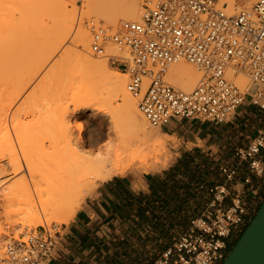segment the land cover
I'll use <instances>...</instances> for the list:
<instances>
[{
  "label": "built area",
  "instance_id": "2783aa9c",
  "mask_svg": "<svg viewBox=\"0 0 264 264\" xmlns=\"http://www.w3.org/2000/svg\"><path fill=\"white\" fill-rule=\"evenodd\" d=\"M139 2L138 20L121 21L112 29L89 18L85 26L92 54L124 71L126 88L150 125L162 127L173 118L224 123L245 101L264 112V0L233 13L219 8L217 0ZM110 48L117 53H110ZM181 60L200 74L190 90L176 87L168 78L170 66ZM240 73L250 81L245 92L231 79ZM263 153V131L236 151L257 177H264ZM221 172L229 183L237 177V170L229 166ZM210 192L203 212L189 220L187 230L153 264L222 262L229 237L246 222L247 210L241 193L231 195L225 184ZM61 234L62 226L51 223L11 237L3 245L0 264H48Z\"/></svg>",
  "mask_w": 264,
  "mask_h": 264
},
{
  "label": "bare ground",
  "instance_id": "6f19581e",
  "mask_svg": "<svg viewBox=\"0 0 264 264\" xmlns=\"http://www.w3.org/2000/svg\"><path fill=\"white\" fill-rule=\"evenodd\" d=\"M36 1L38 0H11L10 10H12L7 9L9 12L7 11L5 14L6 18L3 16L0 19L1 60L2 54H5L2 52H9L10 49L16 47L20 35L23 34L22 40L32 39L34 23L31 22L33 24H30L29 27L30 21L27 22L20 17H22L21 11L33 6ZM82 1L84 14H94L95 18L104 19L113 27H117L121 21L138 20L141 15L138 0ZM253 1L255 0H217V5L218 3L222 4L221 6L225 8L226 12L232 13L250 8ZM75 14L76 12L66 10L64 6L62 11L59 9L55 16L50 18L51 21L49 20L47 25L43 24L44 31L42 29L41 32L44 34H40V38L45 41L43 50L35 57L36 68H34L33 75L26 80V86L22 87L18 93L19 95L27 88L42 68L50 65L45 74L49 76L47 78H51L52 82L45 84L47 87L36 89L31 101L38 108L35 111L38 114H35L37 119L33 122L35 125L31 124L34 127L37 125L44 128V131L47 130L46 142H41L43 141L40 136L41 131L35 127L34 130L36 128L39 130L37 137L39 135L40 139L39 137L37 139L40 140L38 141L40 146L37 147L35 144V149L28 151L23 146L25 142L20 147L23 140L21 142L19 140L22 138V132L20 136L17 134L18 132L14 135V132L15 140L17 144L20 142L19 148H21V150L18 148L17 153L10 137L8 136V139L5 135L4 139L0 133L2 138L0 139V179L3 182L5 178L8 179V177L22 173L8 186L6 184L4 187L0 183V189L3 187L1 189L3 199H1L4 200V205L10 208L6 215L15 217L14 221L21 223L22 226L28 225V223L41 225L42 221L49 222L53 218L59 222H67L77 212L83 198L93 189L97 181L108 180L115 175L124 174L129 169L153 167V162H158L161 158L159 150L164 141L153 138L156 130L144 118L137 107V101L128 92L125 73L112 71L104 60L94 59L90 56L88 30L86 32V29L80 25L73 31ZM103 23L105 24V22ZM108 24L105 25L108 26ZM57 53H62L61 56L68 53L69 60L77 66V73L69 90L61 88V85L59 86L53 81V79H57L55 77L57 65L62 58L57 55V58H53ZM52 60L54 61L52 62ZM240 74L231 77V79L245 92L250 86V81H246L245 74L239 76ZM168 76L170 82L182 90L192 89L200 78V74L195 68L184 60L171 65ZM1 79L0 88L1 86L4 88L6 83L1 85ZM2 91L0 89V129L8 122L4 123L6 116L10 113L9 107L11 106H4L1 103ZM42 98L46 104L50 105L44 108L40 107ZM68 103L72 105L71 108ZM4 104L6 103L4 102ZM13 113L14 111L10 114V124L15 120L14 124L17 127L20 115L18 116L16 112L15 115L18 117L14 118ZM85 114L91 115L101 125L107 121V129L114 132L115 138L112 140H108V138L107 142L101 144L98 149L94 147L95 142L88 143L85 139L84 125L80 119ZM12 119L14 120L12 121ZM14 124L12 125L14 126ZM22 129H25V126ZM30 131H26L27 137L37 133ZM31 136L30 138H32ZM30 138L29 140L33 141ZM8 140H11V144L8 143ZM97 146L99 147V144ZM51 158L55 165L53 171L52 166H48V161Z\"/></svg>",
  "mask_w": 264,
  "mask_h": 264
},
{
  "label": "crops",
  "instance_id": "0c3cea01",
  "mask_svg": "<svg viewBox=\"0 0 264 264\" xmlns=\"http://www.w3.org/2000/svg\"><path fill=\"white\" fill-rule=\"evenodd\" d=\"M258 112V123L251 124L250 116ZM177 120H188L190 131L180 133ZM161 128L175 140L172 162L100 182L62 227L48 264H153L187 230L189 220L203 212L212 197L210 189L219 184L231 195L239 191L245 221L253 217L264 197V177L251 175L236 151L264 132L263 111L245 101L224 123L173 118ZM223 166L237 170L234 182L225 180ZM198 193L207 195L199 210Z\"/></svg>",
  "mask_w": 264,
  "mask_h": 264
},
{
  "label": "rangeland",
  "instance_id": "374dc122",
  "mask_svg": "<svg viewBox=\"0 0 264 264\" xmlns=\"http://www.w3.org/2000/svg\"><path fill=\"white\" fill-rule=\"evenodd\" d=\"M253 2L250 4V6L253 4ZM10 4H12L11 0H0V19L3 18V16H4V18H6L5 14H7V11H8L7 9H9V11L12 10V9L10 10V6H11ZM138 4H139V10H140V2H139V0H138ZM63 5L65 6L66 10L74 11V13L76 12L73 31L76 30V28L78 26H80V25L86 29L85 21L87 19H89V18H94L95 20H98V21H101V22H105V24H108L104 19L95 18L96 16L94 14H92V15L84 14V3H83L82 0H38V1H36V3L33 6H29L27 8H24L21 11L22 12L21 13L22 17H20V18H22L23 20H26L27 22L30 21V23L28 24L29 27H30V24L34 23L33 24V28L34 29H33V33H32L33 36L30 35L32 37V39L30 38L31 40L28 39V41L27 40L25 41V40H22L23 34L20 35L21 37H18L19 41H18V44L16 45V47L10 49L9 52H2V53H5V54H2L3 55V56H1L2 60L0 59V61H1L0 70H1V74H2V77H1V74H0V77L2 78V79L0 78L2 80L1 81L2 82L1 85L6 83L4 85V88H2L3 86H1V88H0L1 90L4 91V92L3 91L1 92V95H2L1 96V103L4 106L8 105V107H9V105H11L9 107L10 108V110H9L10 113H9V115L7 114L8 116H6V121H4V123H6L7 121L8 122H7L6 126L3 123L4 127H1L2 129H0V133H2V138L4 137V139H5L6 136H7V138H8V136L10 137V139L12 140V142L14 143V146H15L13 148L16 150L17 153H18L19 149L21 150V148H19V144H20L22 139L23 140L21 142L20 147L22 146V143L25 142L23 146L28 151H32L33 149H35V144H36L37 147L40 146V143H38V141H40L39 140L40 136L43 139V141H41V142H46V140H45V138H46L45 136L46 135L45 134H47V130L45 129V131H44V128L42 129V128H40V127H38L36 125L35 127H37L42 133V134L40 133V136L38 135L39 139H37L38 138L37 134H39L38 133L39 130H37V128H36V130H34L35 127L32 126V124L35 125L33 122H35L36 119H37V115L38 114L35 111L38 108H36L31 103V101H32V98H33V95H34V92H35L36 89L45 87L48 83L50 84L52 82V81H50L51 78H47L49 76L45 74L47 72L48 68L50 67V65L49 66L47 65V67L42 68L41 71L38 73V75L36 74V76L34 77L33 81H31V83L27 86V88H25V90L23 92H21L19 95H18V93L20 92L22 87L26 86L25 85L26 82H27L26 80L29 79L30 76L33 75V73L35 71L34 70V68H36L35 67V57H36V55L41 53V51L43 50L44 42H45L42 38H40L41 37L40 34H42V35L44 34L43 32H41L43 27H44V25H47L46 23L51 21L50 18H53L52 16H55V14L57 13V11L59 9L62 11V9L64 8ZM221 5L222 4L218 3L217 6L220 8V7H222ZM31 22H33V23H31ZM109 25L110 24H108V26ZM110 27H112V29H114L116 26L113 27L112 25H110ZM117 27H118V25H117ZM43 31H44V29H43ZM85 31L87 32V29ZM30 32H32V30ZM24 34H26V33H24ZM29 34H31V33H29ZM88 34H89V32H88ZM4 51H5V49H4ZM90 51H89V54H90V56L92 58L104 60V62L106 63L107 67H109L110 70L119 71V72L124 73V71L122 69H120V68L118 69V68H115L114 66H112V64L106 58L95 57L92 54V52H90ZM109 52L110 53H115V54L117 53V51L115 52V50H111V49L109 50ZM61 54L62 53H57V54L54 55L53 58H55L56 55H57V57H60ZM4 55H5V58H4ZM61 57H62L61 61L59 62V65H57V72L55 74V77H57V79L54 77L55 79H53V81L56 82V84H58L59 86L61 85V88L65 89V90H69L70 87H71V84L73 83L72 81H74L75 75L77 73L76 72L77 71V66L74 64V62L69 60V54L68 53L63 54ZM53 61L54 60H52V62ZM65 70H67V71L69 70V71L65 72ZM243 75L244 74L242 73L239 76H243ZM72 77H73V79H72ZM67 79H68V81H67ZM245 79H246L247 82L249 81L247 79V76L245 77ZM69 80H70V82H69ZM64 83H66L67 85L64 84ZM234 83L236 84L235 81H234ZM41 100H40V102H41L42 106L40 105V107L44 108V107H47V106L50 105L48 103H47L48 104L47 105L44 99L42 101ZM134 100L137 101L135 98H134ZM4 102L6 104H4ZM42 103H44L45 105L42 104ZM69 107L71 108L72 105L69 104ZM241 108L246 109V105L241 106ZM252 109H253V107H252ZM12 111H14V113H13L14 118L16 117V115H15L16 112H17L16 114L18 116L20 115V117L17 116L18 118H20L17 121V124L19 125L17 127L14 124V122H15L14 119H12V121L14 120L13 123H12V124H14V126L12 124H10L11 120L9 118L11 117L10 114H12ZM258 113L259 114H257V116H256V114L250 116V117H252V118L249 119V122L251 124L252 123H254V124L258 123V116L262 115L260 112H258ZM35 114H37V115H35ZM100 115L103 116V114H100ZM90 116L85 114V116H81L83 118H80V119H81V121L83 122V125H84L85 139L87 140L88 143H91V142L94 143L95 142L94 143V147L98 149V148L101 147V144L107 142L108 138H109L108 140L114 139L115 138V134H114L113 131H110V130L107 129V127H108L107 121H105V123L101 125L100 123H98L97 120H95L92 116L91 117ZM104 118H105V116H104ZM19 121L22 124L21 123L19 124ZM7 125H8V128H7ZM189 125H190V123H189L188 120H177L175 127L180 131V133H184V132L188 133L190 131ZM24 126H25V129H22V127H24ZM150 126L154 130H156V134H154L153 138L164 141V144H163L162 148L159 150L161 158H160V160L158 162H160V163L153 162V165H152L153 167H149V168L129 169V170H126V172H124V174L127 173V172H137L139 174H142L144 172L157 170L158 168H161L163 166H167L174 159L175 154H174V151H173V147H174L175 140L173 138H171L170 136H167L166 134H163L161 127H154L152 125H150ZM29 127H30V129H29ZM32 127H33V131H32ZM28 130L29 131L31 130L30 132H33V133L37 132V133H36V135L31 134L32 135L31 136L30 132H29V135L32 137V138H30V136L27 137L28 134H27L26 131H28ZM7 131H8V133H7ZM21 132H22V136H21L22 138L19 139L20 142L17 144V141L15 140L16 136H14V135L17 133L20 136ZM13 133H14V135H13ZM23 135H25L28 139L25 136H23ZM2 138L0 137V139H2ZM29 138L32 139L33 141L29 140ZM3 141H5V140H3ZM10 141L8 140L9 144H11ZM97 144H99V147L97 146ZM0 163H1V161H0ZM48 166L49 167L52 166V171H53V167H55V165H54V160L52 158L48 161ZM21 174L22 173H20L19 175L8 177V179L5 178L6 180L4 179L3 182L0 179V183H2V185L4 187L6 186V184L8 186L12 182H14L17 179V177L20 176ZM100 182H102V181H97L95 186L93 187V189L90 192L87 193L88 195L87 194L85 195L86 197L83 198V201H82L81 205L86 201V199H88V198H90L92 196L93 192L96 190V188H97V186H98V184ZM1 189H0V257L2 256V253H3V245L6 242V240H8L9 238H11V237L16 238L20 233H22L24 231H27V230H30V229L38 228L39 226H42L44 224L55 223V224H58L59 226L63 227L64 225H67L69 223V221H70V219H69L67 222H61V221L59 222V221H56L55 218H53L49 222L42 221L41 225H37L35 223H28V225L22 226L21 223H16L14 221L15 217H10V216L8 217V215H6V213L10 210V208L7 207L6 205H4V200H2L3 199V195L1 193ZM206 198H207V195L205 193H198V196L196 198L198 200V203H199L198 205H196V208H198V210L201 209V207L203 206L202 201H205ZM250 220H251V218H250ZM248 223L249 222L246 221L242 226L236 228L231 233V235L229 237L230 246L227 248L226 254L230 250V248L233 245V243L239 238V236L241 235V233L243 232L244 228L247 226Z\"/></svg>",
  "mask_w": 264,
  "mask_h": 264
},
{
  "label": "water",
  "instance_id": "95a60500",
  "mask_svg": "<svg viewBox=\"0 0 264 264\" xmlns=\"http://www.w3.org/2000/svg\"><path fill=\"white\" fill-rule=\"evenodd\" d=\"M220 264H264V198Z\"/></svg>",
  "mask_w": 264,
  "mask_h": 264
},
{
  "label": "flooded vegetation",
  "instance_id": "af4514ba",
  "mask_svg": "<svg viewBox=\"0 0 264 264\" xmlns=\"http://www.w3.org/2000/svg\"><path fill=\"white\" fill-rule=\"evenodd\" d=\"M230 246V240L228 241L227 248Z\"/></svg>",
  "mask_w": 264,
  "mask_h": 264
},
{
  "label": "trees",
  "instance_id": "16d2710c",
  "mask_svg": "<svg viewBox=\"0 0 264 264\" xmlns=\"http://www.w3.org/2000/svg\"><path fill=\"white\" fill-rule=\"evenodd\" d=\"M236 241H237V240H236ZM236 241H235V242H236ZM235 242L233 243V245L231 246V248L234 246ZM231 248H230V249H231Z\"/></svg>",
  "mask_w": 264,
  "mask_h": 264
}]
</instances>
